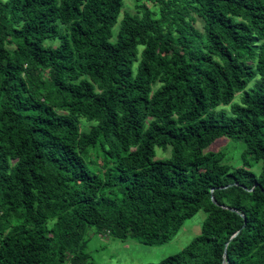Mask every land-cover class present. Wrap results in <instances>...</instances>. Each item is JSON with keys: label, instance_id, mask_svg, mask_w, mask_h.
I'll return each mask as SVG.
<instances>
[{"label": "trees", "instance_id": "16d2710c", "mask_svg": "<svg viewBox=\"0 0 264 264\" xmlns=\"http://www.w3.org/2000/svg\"><path fill=\"white\" fill-rule=\"evenodd\" d=\"M145 2L0 0V264H110L91 236L159 246L199 209L147 264H264V0Z\"/></svg>", "mask_w": 264, "mask_h": 264}, {"label": "rangeland", "instance_id": "374dc122", "mask_svg": "<svg viewBox=\"0 0 264 264\" xmlns=\"http://www.w3.org/2000/svg\"><path fill=\"white\" fill-rule=\"evenodd\" d=\"M141 2L146 3L148 7H152V3L145 2V0H124L123 11L135 12L136 4ZM120 16L122 15L120 14ZM117 28L118 24L113 27V33H116ZM55 44H57V41L54 42ZM239 98L240 94H236L235 101L239 100ZM221 107L228 109V105ZM243 148L244 145L241 142L233 141L227 137H220L213 141L205 151H223V160L237 166L242 164L241 152ZM156 152L158 157L169 155V151L163 152L158 147ZM252 170L258 172L260 163L254 164ZM205 216V211L199 209L192 217L184 221L177 234L171 240L159 246H147L130 239L121 241L111 237L109 234H98L91 236L87 251L99 263L147 264L159 262L162 258L180 251L197 236L200 233Z\"/></svg>", "mask_w": 264, "mask_h": 264}, {"label": "water", "instance_id": "95a60500", "mask_svg": "<svg viewBox=\"0 0 264 264\" xmlns=\"http://www.w3.org/2000/svg\"><path fill=\"white\" fill-rule=\"evenodd\" d=\"M211 199H212V202H213V203H215L216 205H218L217 201H216L213 197H212ZM229 209L234 210L233 208H229ZM240 215L245 219V216H244L243 214H240ZM236 234H237V233H235L232 237H234ZM223 255L225 256L226 253L224 252ZM223 264H227V261L224 260V261H223Z\"/></svg>", "mask_w": 264, "mask_h": 264}]
</instances>
